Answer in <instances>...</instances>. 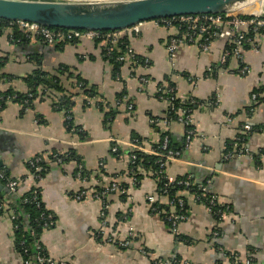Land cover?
<instances>
[{
	"label": "crops",
	"instance_id": "obj_1",
	"mask_svg": "<svg viewBox=\"0 0 264 264\" xmlns=\"http://www.w3.org/2000/svg\"><path fill=\"white\" fill-rule=\"evenodd\" d=\"M239 9L240 15L264 17V0H253ZM176 36L178 28L157 20L143 22L138 34L127 29L120 39L143 63L127 59L117 72L100 42L43 44L30 39L20 43L8 31L0 34V94L36 88L30 109L23 112L12 101L0 110V163L11 178L20 180L18 195L33 187L40 189L45 208L54 215V226L43 229L38 241L52 259L73 264H264V100L252 108L251 116L247 111L257 102L251 99L253 91L264 87V32L256 49L244 51L243 60L250 68L247 75L239 73L235 58L221 63L228 45L221 38L213 39L208 51L196 43H184L169 59L167 45ZM58 70L69 82L80 77L95 87L116 107L113 117L108 121L103 111L94 104L85 105L80 95L73 99V127L67 129L56 93L25 80L37 72L46 78ZM161 83L174 85L178 98L193 97L199 103L192 111L195 135L191 145L181 161L166 167L168 179L187 176L196 183L205 182L209 195L226 207L225 216L218 219L198 202L196 193H188L186 219L175 232L147 200L156 196L155 205L169 209V197L158 191L157 180L141 171V178L134 179L133 149L120 144L119 152L112 151V139L140 137L149 149L159 143V130L151 120L167 117L168 103L157 96ZM121 93L126 101L118 105ZM259 96L264 99V91ZM129 102L133 110L128 109ZM247 123L254 127L243 145L250 154L226 158L227 143ZM168 131L181 140L185 127L173 121ZM70 150L77 159L51 161L54 154ZM37 156L44 157L47 168L39 180L31 177L28 167ZM114 181L129 190L107 196L104 215L101 200L74 197L81 190L100 189ZM0 192H8L1 182ZM5 202L0 213V264H25L15 245L14 213ZM130 228L128 248L107 240L116 234L126 237Z\"/></svg>",
	"mask_w": 264,
	"mask_h": 264
},
{
	"label": "built area",
	"instance_id": "obj_2",
	"mask_svg": "<svg viewBox=\"0 0 264 264\" xmlns=\"http://www.w3.org/2000/svg\"><path fill=\"white\" fill-rule=\"evenodd\" d=\"M45 1V0H43ZM46 1H53V2H63V3H73L79 2V0H46ZM0 21L7 22L9 28H18L24 31L25 37L28 39H36L41 42L47 44H53L56 42H74L83 39H90L93 41H99L103 44L104 47L107 49V53H112L119 44V40L121 36L124 34L127 29L131 30L133 33L138 34L140 31V27L143 22L138 23L130 28L116 30V31H109V32H102L98 30H79V29H58V28H50L47 26H43L41 24L35 22H28L23 20H4L0 19ZM157 21H161L167 26H174L179 29V36L172 37L169 40L167 45V51L169 55V59L173 60L178 48L184 43H193L199 45V47L203 51H208L210 49L211 41L215 38H221L227 41L229 45H233L231 50L226 49L222 58L221 63H225L226 60L230 58H235L239 61V73L241 75H247L250 72L249 66L244 62L243 55L245 50L249 49H256L259 44V30L260 28L264 29V18L263 17H254V16H245V15H235L231 14L229 11L227 12H220V13H211V14H197V15H182V16H175L169 18H162L158 19ZM249 33L253 34V36H248ZM245 45H248L250 48L246 49ZM119 61H126L127 59L132 62H137V56L135 55L133 49L127 44L125 46V51L123 54L119 55L117 58ZM241 64V65H240ZM144 83H148V80L142 79ZM157 93H160L158 98L160 100H165L168 103V107L171 112L175 111L174 104L172 101L174 99L175 91L173 87H170L167 84H158L157 86ZM169 94L171 97L165 96ZM173 94V96H172ZM165 96V97H164ZM258 95L253 93L252 101H256ZM1 99V97H0ZM12 99H19L18 94H14L10 97ZM187 98H181V101L186 100ZM86 104L96 105L99 108V103L103 102V111L109 110L112 105L106 101H103L99 96L87 97ZM126 99H117L116 104L121 105L124 103ZM24 103H28V100H24ZM128 109L133 110V104L129 102ZM100 109V108H99ZM177 117L176 120H172L166 117V119L160 120L155 118L151 120L152 124L156 127H160L162 133L168 131V127L171 122L176 121L181 123L185 127V149H188L191 145L192 138L195 135V128L193 126V118L192 113L186 111L182 108L177 109ZM65 115V114H64ZM65 119H70L69 116L65 115ZM230 120V119H229ZM253 127L250 123H247L243 126V130L233 137L231 141V145L233 146V150L226 153V158H232L235 156H240L242 154H250V152L243 147L245 139V135L247 133H251ZM114 142L112 151L114 153L119 152V145H127L133 149L130 154V161L131 165L135 163L137 159L136 152L140 151L145 154H151L158 157L156 164H158L159 168L155 171H145L143 168L138 166V171L146 172L148 175L154 177L157 180H163L168 178L166 175V167L169 163L178 162L183 159L182 154L179 151H176L169 147V136L164 135L161 145L158 148H146L144 142H139L137 139H131L129 141H124L122 139H112ZM243 148V150L241 149ZM57 163H63V157L58 155H53ZM45 161L43 156H37L29 161V166L35 171L40 170V163ZM81 168V165L79 166ZM31 177L34 179L39 180V176L34 175L30 171ZM0 177L3 178V171L0 168ZM173 184L181 185L182 188L177 190V193L173 195L171 198L168 199L169 209L167 211L162 210L156 204V196H148L147 200L151 204H154L152 210L158 214H160L167 223H169L171 230L173 232L177 231V227L180 222L186 219V196L188 193H191V189L193 186L190 177L180 181H172L165 182L164 190L161 191L163 195L167 194L169 189H173ZM20 185V180L18 179H11L7 182V188L10 193H17L18 188ZM172 185V186H171ZM35 188V187H34ZM128 188L121 185L120 183L114 181L113 183L103 186L100 189H85L79 191L75 194V198L78 200H85L88 198H94L97 200H101L105 206L102 210V214L104 215L105 210L107 208L106 205V198L107 196L120 193V194H127ZM198 190L201 191V195L205 193L207 187L205 185L198 186ZM195 193V192H193ZM194 196L200 200L196 194ZM0 202L1 206H5V199L2 198L0 195ZM5 202V203H4ZM207 206L209 211L215 216H219V219H223L226 214V208L222 209H215L216 206L219 204L217 203V198L215 196H210L207 203L204 204ZM35 207V206H34ZM33 207V208H34ZM26 211L30 208H25ZM16 217L15 214L12 215V219ZM42 219L45 220V227H48L53 223L52 216L42 215ZM117 235V234H116ZM108 237L107 240L114 243L119 248H128L132 242V229H129L127 232L126 237L118 238L117 236ZM34 248L36 251V264H73L69 260H55L49 257L43 245L36 240L34 244ZM249 264V261L246 262ZM25 264H29L28 261H25ZM153 264H176L174 262H154ZM182 264H189L183 262Z\"/></svg>",
	"mask_w": 264,
	"mask_h": 264
},
{
	"label": "trees",
	"instance_id": "obj_3",
	"mask_svg": "<svg viewBox=\"0 0 264 264\" xmlns=\"http://www.w3.org/2000/svg\"><path fill=\"white\" fill-rule=\"evenodd\" d=\"M247 16V15H245ZM158 20V19H156ZM9 32V34H11L12 36V40L13 41H19L20 43L23 42H28L31 41L30 39L25 37V32L18 29V28H9L7 25V22L5 21H0V34ZM102 32H109V31H102ZM264 32L263 28H260L259 33L262 34ZM248 36H253V34L249 33ZM41 42V41H40ZM99 42V41H96ZM43 44H47L42 42ZM127 45V42L125 39H120L119 40V44L117 45V48L112 52V53H107V49L106 47H104V54L106 55L105 57L109 60V62L111 64H113L114 66V70L115 71H120L123 62L119 61L117 58L119 55L123 54L125 51V46ZM233 48V45H227L226 49L231 50ZM246 49H249L250 47L248 45H245ZM138 59V56H137ZM34 61H38V58L35 57ZM137 63H143L142 60L138 59ZM241 65V64H240ZM47 76V75H46ZM72 77V75L70 76ZM27 82H33L35 83L36 86H39L41 84H44L45 86H47L48 89L53 90L56 95L58 96V101L56 103L58 110L63 111L64 114L66 116H69L70 119H65V126L67 127V129H72V113H71V107H72V102L73 99L75 97H78L81 95V97H84V104H86V100L87 97H93V96H100L97 90H95V87H90L87 85L86 82L82 81L80 79V77H76V82H69V78L66 77V75L64 74L63 71L58 70L56 72V74H52V75H48L46 78H44V73L42 74L41 72H37L36 75L34 76V78H26L25 79ZM69 83V85H68ZM67 84V85H65ZM170 87L174 88L175 91V95H174V99L172 101V104H174L175 107V111L171 112L169 107L167 108V118L172 119V120H176L175 118L177 117L178 113H177V109L178 108H182L186 111H189V113H192L193 109L195 106H198V100L190 97L184 101H181V98H178L176 96V87L172 84H168ZM35 86V87H36ZM66 87V88H65ZM264 91V87H259L256 88L253 92L256 93L257 95L262 94ZM14 94H18L19 95V99H12L10 100V97ZM124 93H121L120 95L117 96L118 99H122ZM160 93H157V96H159ZM165 96L171 97L169 94H166ZM164 96V97H165ZM173 96V94H172ZM0 110H2L6 104L8 102H12V101H16L18 102L21 107H22V111H26L28 109H30L33 105V101L36 97V88L33 90H29L27 93H20V92H14V91H7L5 93L0 94ZM100 98L103 101H107L105 100V98H102L100 96ZM28 100V103H24V100ZM257 102L252 104L250 108H248V114L249 116L252 115V108L254 109V107H256L259 103V101L261 102L263 99V97H257ZM201 103V102H200ZM103 102L99 103V108L101 111L104 110L103 108ZM115 106L111 107L109 110L107 111H103L105 113V116H107V119L109 121V118H112L114 115V111H115ZM160 133V140L159 143H157L156 145H154L153 148H158L163 140V136L164 135H168L169 136V142L168 145L170 148L179 151L182 156L184 154V152L186 151L185 149V135H183L181 140H178L176 136H174L171 132L166 131L164 133H162L161 128L157 127ZM254 130V127L252 129V131ZM251 131V132H252ZM251 133H247L245 135V139L243 141H248V137L250 136ZM137 139L139 142H142V138L137 137L135 138ZM233 150V146L231 145V142L227 143V148H226V153L230 152ZM54 155H58L63 157V161L66 160H70V159H77L75 156V153L73 150L68 151L65 154H54ZM137 155V159L135 161L134 164H132L133 167V176L134 179L138 180L139 178H141V175L138 174V166H140L141 168H143L145 171L149 172V171H155L159 168L158 164H156V161L158 160V157L155 155H151V154H145L142 153L140 151L136 152ZM52 156V155H51ZM51 161H56L55 158L52 156L50 157ZM81 160V159H79ZM81 163V162H79ZM28 167L30 169V171L36 175L39 176V178L43 177V175L46 173V162H41L40 163V170L39 171H35V169L31 168L29 166L28 163ZM0 168L3 171V178L0 177V182L2 183L3 186L7 187V182L11 179L9 173L4 169V167L2 166V164L0 163ZM187 176L184 177H180L175 181H180V180H184L187 179ZM157 180V179H156ZM190 180L193 183L192 192L196 193V196H198L200 198V200H198V202L202 203V204H206L210 195L208 193V189L205 191V193H203L201 195V191L198 190V186L200 185H205V182L203 183H196L195 181H193L191 178ZM170 180L168 178L163 179V180H157L158 182V191L161 192L164 190V184L165 182H169ZM172 186V185H171ZM182 186L181 185H177V184H173V189H169L167 191V195L168 197H172L173 195H175L177 193V190L181 189ZM208 188V187H207ZM8 189V188H7ZM0 195L2 196L3 199H5L7 201V204L9 205L10 209L13 210V213L16 215V217L13 219V223H14V232L16 235V249L18 250V252L22 255V257L24 258L25 261H28L29 264H36V251L34 248V244L36 242V240H38L39 234L42 232L43 229L46 228H50L52 226H54V215L44 206V203L42 201L41 198V191L38 187H33L31 188L29 191H27L26 193L23 194H19L17 193H10L9 191L6 194H2L0 192ZM35 206V207H34ZM34 207V208H33ZM25 208H30L26 211ZM222 208H226L225 206H216L215 209H222ZM185 211H186V206H185ZM3 212V208L1 206V202H0V213ZM42 215L48 216L51 215L52 216V221L53 223L51 225H49L48 227H45V220L42 219ZM217 218L219 219V216H217ZM169 224V223H168Z\"/></svg>",
	"mask_w": 264,
	"mask_h": 264
},
{
	"label": "water",
	"instance_id": "obj_4",
	"mask_svg": "<svg viewBox=\"0 0 264 264\" xmlns=\"http://www.w3.org/2000/svg\"><path fill=\"white\" fill-rule=\"evenodd\" d=\"M248 0H125L109 5L42 0H0V19L58 29L116 31L138 23L182 15L227 12Z\"/></svg>",
	"mask_w": 264,
	"mask_h": 264
},
{
	"label": "rangeland",
	"instance_id": "obj_5",
	"mask_svg": "<svg viewBox=\"0 0 264 264\" xmlns=\"http://www.w3.org/2000/svg\"><path fill=\"white\" fill-rule=\"evenodd\" d=\"M43 1V0H42ZM46 1V0H45ZM84 1V2H83ZM81 1L82 3H93L94 5H109V4H115V3H119V2H123L125 0H83ZM232 14V13H231ZM237 15V14H235ZM240 15V14H238Z\"/></svg>",
	"mask_w": 264,
	"mask_h": 264
},
{
	"label": "bare ground",
	"instance_id": "obj_6",
	"mask_svg": "<svg viewBox=\"0 0 264 264\" xmlns=\"http://www.w3.org/2000/svg\"><path fill=\"white\" fill-rule=\"evenodd\" d=\"M251 1H253V0H248V1H245V2H241V3L237 4V5H235V6L231 7V8H229L228 11H229L230 13H232V14H237L238 11L240 10L239 8H240L241 6H243V5H245V4H248V3L251 2ZM250 16H251V15H250ZM252 16H254V17H262V16H260V15H252ZM263 18H264V17H263Z\"/></svg>",
	"mask_w": 264,
	"mask_h": 264
}]
</instances>
